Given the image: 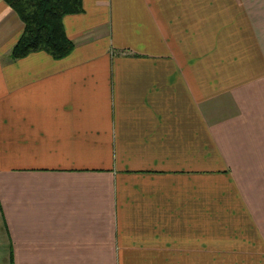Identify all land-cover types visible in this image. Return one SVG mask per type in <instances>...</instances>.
<instances>
[{
	"label": "crops",
	"instance_id": "0c3cea01",
	"mask_svg": "<svg viewBox=\"0 0 264 264\" xmlns=\"http://www.w3.org/2000/svg\"><path fill=\"white\" fill-rule=\"evenodd\" d=\"M83 4L12 59L0 0V264H264V0Z\"/></svg>",
	"mask_w": 264,
	"mask_h": 264
},
{
	"label": "trees",
	"instance_id": "16d2710c",
	"mask_svg": "<svg viewBox=\"0 0 264 264\" xmlns=\"http://www.w3.org/2000/svg\"><path fill=\"white\" fill-rule=\"evenodd\" d=\"M24 23L23 33L12 49L11 58L21 59L45 52L63 59L74 50L64 18L84 11L83 0H4Z\"/></svg>",
	"mask_w": 264,
	"mask_h": 264
},
{
	"label": "rangeland",
	"instance_id": "374dc122",
	"mask_svg": "<svg viewBox=\"0 0 264 264\" xmlns=\"http://www.w3.org/2000/svg\"><path fill=\"white\" fill-rule=\"evenodd\" d=\"M260 238H263V243ZM254 241V247L252 248V260H264V232H253L252 241ZM261 264V263H252Z\"/></svg>",
	"mask_w": 264,
	"mask_h": 264
}]
</instances>
